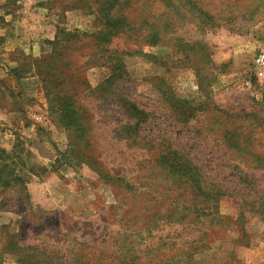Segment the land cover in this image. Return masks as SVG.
<instances>
[{
	"label": "rangeland",
	"instance_id": "rangeland-1",
	"mask_svg": "<svg viewBox=\"0 0 264 264\" xmlns=\"http://www.w3.org/2000/svg\"><path fill=\"white\" fill-rule=\"evenodd\" d=\"M7 52L0 264H264V0H0Z\"/></svg>",
	"mask_w": 264,
	"mask_h": 264
},
{
	"label": "trees",
	"instance_id": "trees-1",
	"mask_svg": "<svg viewBox=\"0 0 264 264\" xmlns=\"http://www.w3.org/2000/svg\"><path fill=\"white\" fill-rule=\"evenodd\" d=\"M115 24H117V23H114V25ZM157 40L162 41V39H159V38ZM188 44H184V45L188 46ZM177 47H176L175 43H172V48L174 49L176 54L180 52V53L184 54V56L186 58L189 57V55H190L189 52H185V51L183 52L182 50H180L179 45H177ZM185 48H188V47H185ZM14 75L21 77L18 75L17 72H15ZM166 94L167 93L165 92L164 94H162V96H165ZM169 100L172 101L173 103L179 104V106H178V107H180L179 108L180 109L179 120H181L180 119V116H181L185 120V122H189L190 119H193L196 116V114H194V113L197 111V109L193 110L192 111L193 113L192 112L189 113V110H187V105H188L187 101L176 99L174 96H172V94H171V97H169ZM260 104L264 106V100H262V102ZM214 109H216V108H214ZM217 112L219 114L220 113L222 114V116H220V117H218V116L215 117L216 120H220V122L222 121L223 116L226 119H229L230 117L235 118V116L240 117L239 118L240 124L237 123L236 125H233L231 129H229V130L226 129L224 132L221 133L220 136L224 142L223 144L224 145L226 144L227 146H229L230 149L233 148L235 151H237L239 153H243L245 155L253 156L251 154V151L249 150L250 143H252L254 141L253 140L254 132L264 126V116H259L256 114H252V115H250V114L249 115L237 114V115L232 116L229 112L224 111V110H217ZM242 117H245L244 119H248L247 117H250V119L245 121V120H242ZM228 125H229V122H228ZM253 158H255V155L253 156ZM224 187L219 189V191H218L219 195L224 196V195H226V192H228V191L231 193L234 192V191H230V188L227 189V187H225V188ZM251 191H252V188L248 189L247 195H250ZM229 195H234V194H229ZM236 196L239 197L240 199L241 198L246 199V197L243 195H236ZM244 204L256 206V204L248 202V201H245Z\"/></svg>",
	"mask_w": 264,
	"mask_h": 264
},
{
	"label": "crops",
	"instance_id": "crops-1",
	"mask_svg": "<svg viewBox=\"0 0 264 264\" xmlns=\"http://www.w3.org/2000/svg\"><path fill=\"white\" fill-rule=\"evenodd\" d=\"M40 38H44V35H42V37L41 36H38V39H40ZM32 40L34 41V37H32ZM10 50L11 49H9V51ZM29 50H30L29 51L30 54L32 53L33 56H36V53H35V52H37L36 49L34 51L31 50V49H29ZM10 52H7L6 53V57H5L6 60H4V63L3 64H0V70L2 71V74H4V75L7 76L8 80H6V81L8 82V84H10V83L15 84L13 86V90L15 92L18 90V93L16 94V97L19 98V94H20L19 92H20L21 87L24 88L27 83H29L27 85H30V86L33 85L36 82L35 81L36 80V77H35L34 74L31 75L28 78H26L24 76L23 77L15 76L14 73L12 72V70L16 66L8 58V56L10 55ZM3 97L4 96L2 95V93L0 91V101H1V99ZM18 101H20V100L18 99ZM4 108L5 107L3 105H0V122L7 123L8 127H14L15 124L16 125H19L21 123V117L23 118V114H24L23 111L24 110L22 111L20 109V107H16V108L10 109V110L4 109ZM7 133L9 134L10 131L7 130ZM7 133H6V136L9 137V135ZM38 157H39V162H42V164H44L43 159L40 156H38ZM30 160L31 159H29V161ZM27 161H28V159H27Z\"/></svg>",
	"mask_w": 264,
	"mask_h": 264
},
{
	"label": "built area",
	"instance_id": "built-area-1",
	"mask_svg": "<svg viewBox=\"0 0 264 264\" xmlns=\"http://www.w3.org/2000/svg\"><path fill=\"white\" fill-rule=\"evenodd\" d=\"M256 64L259 66L264 65V53H261L259 55V57L257 58Z\"/></svg>",
	"mask_w": 264,
	"mask_h": 264
}]
</instances>
